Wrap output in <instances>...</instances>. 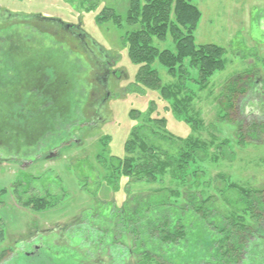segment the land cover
<instances>
[{"label":"rangeland","instance_id":"374dc122","mask_svg":"<svg viewBox=\"0 0 264 264\" xmlns=\"http://www.w3.org/2000/svg\"><path fill=\"white\" fill-rule=\"evenodd\" d=\"M191 2L201 13L193 34L196 45L221 46L226 50V67L216 72L205 87L196 82L199 68L191 66L189 60L184 62L188 73L184 78L179 73L171 74L157 60L154 69L161 78V87H183L177 98L165 99L161 89H145L136 84L141 66L132 62L124 42L128 33L140 28L139 24L131 25L128 19L131 0H0V17L4 18L0 19V45L6 47V42L13 40L20 47L18 51L6 47L0 56L4 62L0 68L4 73L11 70V80L21 85L27 80L22 77L24 70V76L31 77V82L37 84L40 81L41 70L36 68L39 63L34 59L31 65L36 63L30 73L28 68H21L20 73L9 68L12 59L8 56H16V60L18 55H25L27 48L24 45L29 41L28 50L33 55L38 51H53V56L47 55V58L54 57L62 79L70 80L72 85L64 84L65 97L59 101L63 116L52 119L47 112L44 117L26 115L38 102L47 100L45 96L42 98L43 85L32 89L36 96L32 97L31 103L29 101L30 108H26L25 113L20 111L21 115L17 117L9 105L12 101L15 105L25 103V90H21L24 85L14 89L8 87L9 77L7 81L3 80L7 83L4 94L13 96L8 104H3L4 108L0 107V228L4 227L5 233L0 243V264H139L140 259L132 254L134 239L131 231L122 229V233L118 228V217L109 213L121 208L128 199L145 200L151 194H161L168 186L174 187L175 182L186 192L198 180L195 188L198 194L204 200L213 198V203L215 196H220V210H224L229 204L221 196L223 191L219 194V190L235 191L232 185L264 188V135L259 130L264 112L256 117L259 108L253 103L257 102V97L252 94L256 77L264 80V0ZM106 9L115 13L120 24L113 18L100 19ZM4 11L22 19L41 17L77 25L115 57L117 68L124 71L126 77L123 76L122 82L116 81V89L121 90L118 94L115 87L109 89L112 91L107 100L109 120L98 122V125L90 122L93 128L82 125L85 118L90 120L94 115L93 106L108 92L102 78L105 72L99 70L96 58L71 39L72 33L66 29L55 31V25L42 19L25 23L19 18L4 17ZM172 18L176 21L174 13ZM53 31L57 33L52 34ZM153 42L160 50H176L171 32L165 40L156 37ZM50 63V60L46 61V64ZM54 68L42 65L46 73ZM73 73L77 79L68 78ZM181 80H184L183 85H180ZM43 81L47 82L45 77ZM190 94H193V100L186 110L183 106L188 103L179 104L183 110L180 114L176 102ZM48 100L53 105L52 100ZM63 100L67 105L65 109ZM73 105L77 106L76 111ZM72 111L79 115V120L83 118L80 124L69 129L73 125V118L69 119ZM160 119L164 124L154 122ZM56 122L66 126L63 127L65 134L59 136L63 138L61 141L73 137L80 141L62 147L59 154L53 151L54 155H50L56 145L47 133L55 131ZM137 128L145 135L143 141L158 149L153 151L154 156L144 153L143 142H137V147L131 151L126 150V144ZM195 149L194 160L181 161L177 167L181 153ZM115 157L121 160L133 157L134 166L154 158L158 160L157 171L160 173L150 177L139 175L137 179L134 174L119 171V178L114 179L110 167ZM174 159L172 166L166 165ZM179 168L184 169L185 175ZM2 190L5 191L3 194ZM32 196L48 198L53 209L35 211L25 207L27 197ZM174 199L178 205H184L178 197ZM214 208L217 211V207ZM3 253L6 256L1 258ZM249 257L246 264H264L262 255L258 259L253 254ZM150 262L158 264L156 260Z\"/></svg>","mask_w":264,"mask_h":264},{"label":"trees","instance_id":"16d2710c","mask_svg":"<svg viewBox=\"0 0 264 264\" xmlns=\"http://www.w3.org/2000/svg\"><path fill=\"white\" fill-rule=\"evenodd\" d=\"M191 1L131 0L128 19L131 25L139 24L140 28L128 33L124 42L128 46L132 62L141 66L136 75V84L145 89H161L165 99L177 98V95L183 91V87L172 85L161 87V78L158 76V71L154 69V63L157 60L168 68L171 74L179 73L182 78L184 74H188L185 71L184 62L189 60L191 66L199 68L200 75L196 82L205 87L216 72L223 71L226 67L224 59L226 50L221 46L196 45L193 34L201 20V13ZM173 13L176 21H173ZM102 14L100 19L113 18L120 24L112 10L106 9ZM169 32L176 41V50H160L155 47L153 40L156 37L165 40ZM181 84H184V80H181ZM255 85L258 92L260 91L259 99H262L260 106L263 110L262 83L257 82L254 88ZM252 94L254 95V89ZM190 95L176 102V110L180 114L183 110L180 109L179 104L188 103L183 106L186 110L193 100V94ZM253 103L257 106V102ZM78 117L79 115L74 118L78 119ZM81 120H79L80 123ZM154 122L164 124L162 119ZM262 123L259 125V130L264 135V121ZM252 126L256 127V124ZM140 132L142 130L138 128L132 132L133 137L126 144V150L131 151L137 147V142H143L141 148L144 153H147L149 157L154 156L153 151L157 152L158 149L143 141L145 135ZM145 139L149 140L147 136ZM196 151L195 149L190 153H181L177 167L181 165V161L186 163L194 160V155H197ZM201 153L202 151L200 155ZM124 159L113 158L110 168L114 179L119 178V171L124 174H134L137 179L139 175L150 177L160 173L157 171L156 162L158 163V160L154 158L149 161L144 160L145 162L136 166H134L135 158ZM175 160L166 162V165L172 166ZM182 170L185 175L184 169ZM110 182L115 184L113 179ZM196 183L184 192V189H180L177 186L178 183L175 182L174 187L168 186L167 189L162 190L161 194H151L145 200L128 199L121 208L117 207L114 212H109L113 217H118V228L122 233L131 231L134 239L132 254L140 259L139 264H153L150 261L154 260L158 264H246L252 254L255 259H258L259 255L264 256V188L247 189L232 185L231 188L236 189L235 191L219 190V192L223 191L219 194L230 208L220 210L219 199L221 197L216 195L215 203L211 201L213 198L204 200L202 195L200 196L195 190L199 181L197 180ZM4 192L2 190L1 194ZM19 196L22 197V194ZM174 197L184 201V205H178ZM24 205L32 207L35 211H46L54 207L48 198L36 196L27 197ZM214 207H217V211ZM4 236V227H2L0 228V243L3 242ZM3 256L5 257L6 253H3L1 258Z\"/></svg>","mask_w":264,"mask_h":264},{"label":"flooded vegetation","instance_id":"af4514ba","mask_svg":"<svg viewBox=\"0 0 264 264\" xmlns=\"http://www.w3.org/2000/svg\"><path fill=\"white\" fill-rule=\"evenodd\" d=\"M0 13H1V11H0ZM2 13H4L3 14L4 17L6 16V17H9V18H14V19L19 18V19L25 21V23H28V21H30L32 19H34L35 21L38 20L36 22H39V20L41 21V19L42 20H46V22L48 21V23H52V26L55 25V31L56 30L58 31V30H61V29L62 30L63 29H66L68 32L72 33L71 39L74 40V41H76L77 43H79L82 47H84L85 48L84 51L86 53L89 52L90 56L93 59L96 58L97 64L100 67L99 70H101L102 72H105V75L102 76V78H103V80L105 82L104 85L107 88V92H108L103 97V99H101V102H98L95 106H93L94 107V112H93L94 115L90 118V120H87V118H85L86 122H83L82 125L86 124L87 125L86 128H87V127H92L91 125H89L90 122H93L94 124L97 123V125H98L102 121L105 122V121L109 120L108 113H107V102H108L107 100L110 97V92H112L109 89L112 88V87H115V89H116V87L118 86L116 84V81L117 82L118 81L119 82H122L123 76L126 77V74L124 73V71H121L120 69L117 68V66H116L117 65V61H116L115 57L113 55L107 53V51L104 49V47H102L100 44H97L95 41H93L91 39V37L87 33H84L81 30V28L79 26H77V25H70V24H66L64 22L62 23L60 21L52 20V19L51 20H47V19L41 18V17H39V18L38 17H30L28 19H22L17 14L16 15L15 14L13 15V14L7 12V11H4ZM0 19H4V18H1L0 17ZM35 21H34V23H36ZM43 27L45 29V26L44 25L42 26V28ZM42 28H39V30L41 29L40 31L44 32V29H42ZM55 31H53L52 34L57 33ZM56 35H58V34H56ZM28 43H30V42L28 41ZM28 43H26L24 45V47L27 48L25 50L26 51V54L25 55H21V56L18 55L17 56L18 59L16 58V60L14 59L16 56L15 57L8 56L10 58V60L12 59L9 68H11L12 70H14L16 73H18L21 70V68H25V69L28 68L29 73H30L31 67L34 68L35 63L37 62L39 64H38V67H36V68L37 69L39 68L41 70L39 75L42 76V78L40 79V81L37 84H34L35 82L34 83L31 82V79H30L31 77L28 78V76H24V75H26L25 70H24V73H23L24 75L22 77H27V80L28 81L25 80V82H22L23 85H24L23 86V85H21L19 83L14 82V80L13 81L11 80L10 73H9V72H11V70L9 72H7V74H6V72L4 73L3 68L2 69L0 68V75H1L0 76V80H2V82L0 84H3V85H0V107H3L4 108L5 106H3V104L4 103L8 104V101H10L11 100V97L13 96L10 93H8L6 95L3 92V88H5L4 86L7 83H8V87H10V88L19 89V87L21 85V86H23V87H21V90H22V88H24V90H25V91H23V93H24V97L23 98L25 100L24 101L25 103L23 102L24 104L20 103V105H18V104L15 105V103L12 101V104L9 105V106H11V108H14L13 110L16 112L17 117L21 115V112L20 111H23L25 113L26 108H30V107H28L29 106L28 105L29 104V101L31 103L33 101L32 100V97L33 96L34 97L36 96L35 94H33L35 90L33 91L32 89H34V87H37L38 88L39 86L42 87L44 85L43 88L45 89V91H42V98H44V96H45L44 99L47 98V100H45V101L43 100V102H41V103L38 102L37 103L38 105H36V107L32 108L33 109L32 112H29L26 115H31L34 118H35V116L36 117H44L45 112H47L52 119H55L57 117V115L63 116L64 115V111H62V107H61V105H59L60 104L59 101L61 99H63V97H65V92H64L65 91L64 90V87L65 86H64V84L70 87V86H72L71 85V82H70V80H67V79L63 80L62 79V76H61L62 72L59 73V69L56 68L57 67V66H55L56 62L53 61L54 57H53V59L52 58H47V55L49 57H52L53 56V54H54L53 51L52 52H46L47 54L44 53L45 51L44 52H39L38 51V53H36V54L34 53V55H33L28 50L29 49L28 46L30 45ZM36 44H38V43H36ZM6 47L10 48V50H12V48H14L15 51H18V49L20 48L18 45L16 46V43L13 40L7 41L6 42ZM6 47H3V48H5V49H3L2 46L0 45V48H1V50H0V54L1 55L0 56H3V54H4L5 50H6ZM33 59L36 62L33 65H31V61ZM47 60L48 61L50 60L52 63H50L49 65L46 64V61ZM113 61H115V62H113ZM2 63H4V62L2 60H0V67H1V64ZM79 63H80V60H79ZM75 64H76V66L78 68L79 67L78 64L77 63H75ZM42 65H45V66H48V67L49 66H54L55 68L54 69H51L50 70V73H46L47 70L46 69H42ZM54 76H56V78H54V80H53V77ZM7 77H9V80H8L7 83H4L3 80H6L7 81ZM44 77H45L46 81L49 82V84L47 82H44L43 81ZM73 77H75L77 79L78 76H76V75L74 76V73H73V76H70V75L68 76V78L69 79H72V80H73ZM102 78H100V79H102ZM259 81H260V83H262L261 95L264 97V80L261 81V80H259L256 77L254 83L256 84ZM110 83L112 84V86H111ZM73 84H74V82H73ZM75 90H76V86H75ZM93 90H95V88ZM116 90H117L116 91L117 94L119 93V91H121L120 89H116ZM259 92H258V89L256 88V85H255L254 95L257 97V100H255V101H257V106L256 105L255 106L259 108L255 112L256 113V117L257 116L259 117L258 114H260V112H262V113L264 112V109L262 110L261 109V106H260V102L261 101L259 99V96H260L259 95ZM35 93H37V95H40L39 92H35ZM48 98H50L52 100V104L53 105H51V103H49ZM73 98H74V96H73ZM66 99H67V101H69L68 98H66ZM61 103H64V106L63 107L65 109L66 106H67L66 103H65V100H63ZM35 104H36V102H35ZM47 104H49L51 107H49V105L47 106ZM25 105H26V107H25ZM73 106H74V111H76L77 106L76 105H73ZM74 111H72L73 113L71 115H69V119H72L73 118L72 119L73 120V125L76 124V123H79V119H78V122H77V118L74 119V117L77 116V115H75V112ZM17 112H20V113L17 114ZM81 118H83V117H81ZM75 121H76V123H75ZM67 125H69V124H67ZM69 126H71V124ZM55 127H56L55 131H48V133H47V136H51L50 137V141H54L55 142L54 144L56 145L55 146L56 148L53 147V146H52L53 148L51 147L52 149L50 150V152H51L50 155H54V152H57L58 150L60 151V149L62 147H65V146L68 147V145H70V143L73 144L72 142L79 143L80 140H77L76 138L74 139V137L68 139V141H64V140L61 141L63 138H61V137L59 138V136L65 134L64 132H66V130L63 127L66 128V126H65V124H62V122H56ZM72 127L73 126H71V128ZM81 128H83V127H81ZM65 143H67V144H65ZM59 151H58V154H59ZM15 160H17L19 163L22 164V162L19 159H15Z\"/></svg>","mask_w":264,"mask_h":264}]
</instances>
